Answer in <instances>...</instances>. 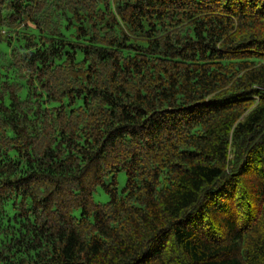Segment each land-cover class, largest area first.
<instances>
[{"label":"trees","instance_id":"obj_1","mask_svg":"<svg viewBox=\"0 0 264 264\" xmlns=\"http://www.w3.org/2000/svg\"><path fill=\"white\" fill-rule=\"evenodd\" d=\"M0 264H264V0H0Z\"/></svg>","mask_w":264,"mask_h":264},{"label":"rangeland","instance_id":"obj_2","mask_svg":"<svg viewBox=\"0 0 264 264\" xmlns=\"http://www.w3.org/2000/svg\"><path fill=\"white\" fill-rule=\"evenodd\" d=\"M117 180H118V184H117L118 189L122 190L126 182V174L124 172H120L117 176ZM94 198L96 201L101 203H105L109 200L108 195L104 193L101 188H99L98 191L94 194ZM76 214H79V211H77Z\"/></svg>","mask_w":264,"mask_h":264},{"label":"bare ground","instance_id":"obj_3","mask_svg":"<svg viewBox=\"0 0 264 264\" xmlns=\"http://www.w3.org/2000/svg\"><path fill=\"white\" fill-rule=\"evenodd\" d=\"M263 58V57H262ZM211 103V102H210Z\"/></svg>","mask_w":264,"mask_h":264}]
</instances>
